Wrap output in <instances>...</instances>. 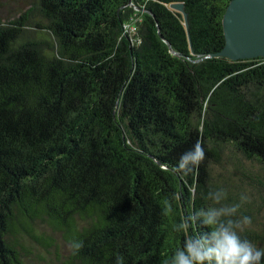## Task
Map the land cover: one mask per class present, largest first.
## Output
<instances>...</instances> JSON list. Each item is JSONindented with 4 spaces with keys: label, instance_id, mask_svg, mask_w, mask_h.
<instances>
[{
    "label": "trees",
    "instance_id": "trees-1",
    "mask_svg": "<svg viewBox=\"0 0 264 264\" xmlns=\"http://www.w3.org/2000/svg\"><path fill=\"white\" fill-rule=\"evenodd\" d=\"M228 1L32 0L0 19V264H164L218 189L264 249V56L210 55ZM197 140L204 162L177 174Z\"/></svg>",
    "mask_w": 264,
    "mask_h": 264
},
{
    "label": "clouds",
    "instance_id": "clouds-1",
    "mask_svg": "<svg viewBox=\"0 0 264 264\" xmlns=\"http://www.w3.org/2000/svg\"><path fill=\"white\" fill-rule=\"evenodd\" d=\"M205 158V149L197 140L180 155L174 171L188 176ZM226 196L223 189L209 191L207 199L212 202L211 206L188 214L174 226V231L187 235L182 246L177 247L164 264H264V249L241 236L251 225V218H237L241 205L224 204ZM248 199L246 195L241 196L242 202ZM194 227L195 232L192 231ZM70 247L75 254L83 247V242L73 240ZM116 264H123V258L118 257Z\"/></svg>",
    "mask_w": 264,
    "mask_h": 264
},
{
    "label": "water",
    "instance_id": "water-1",
    "mask_svg": "<svg viewBox=\"0 0 264 264\" xmlns=\"http://www.w3.org/2000/svg\"><path fill=\"white\" fill-rule=\"evenodd\" d=\"M169 6L186 13L182 2ZM224 41L219 50L210 55L230 59L264 56V0H229L221 17Z\"/></svg>",
    "mask_w": 264,
    "mask_h": 264
},
{
    "label": "rangeland",
    "instance_id": "rangeland-1",
    "mask_svg": "<svg viewBox=\"0 0 264 264\" xmlns=\"http://www.w3.org/2000/svg\"><path fill=\"white\" fill-rule=\"evenodd\" d=\"M32 0H0V19H5L18 13L31 4Z\"/></svg>",
    "mask_w": 264,
    "mask_h": 264
}]
</instances>
